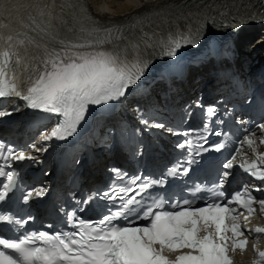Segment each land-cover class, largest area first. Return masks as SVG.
<instances>
[{
    "label": "snow or ice",
    "instance_id": "snow-or-ice-1",
    "mask_svg": "<svg viewBox=\"0 0 264 264\" xmlns=\"http://www.w3.org/2000/svg\"><path fill=\"white\" fill-rule=\"evenodd\" d=\"M66 17L78 26L79 33L90 39L79 42L82 36H76L73 41L71 36L61 35H75L77 31ZM112 32L113 29L102 25L85 4H60L59 0H0V98L19 97L27 101L29 108L63 115L65 122L58 125L51 136L64 139L72 135L84 119L88 105H100L124 96L148 66V61L139 57L129 62L119 53L100 50L105 43L100 34L107 37ZM182 42L193 44L197 41L193 35L182 37V41L172 39L164 54L175 56ZM25 55L36 62L34 68H24L22 59ZM7 114L10 113L0 111V116ZM154 126L164 127L163 124ZM258 128L264 131V123ZM254 137L255 133L246 135L241 143L253 149L256 160L245 161L241 167L256 180L264 182V167H261L264 153L257 152ZM259 143L264 144V138H260ZM178 147L183 148L185 144ZM220 147L223 145L217 150ZM3 148L0 144V149ZM6 151L5 160L34 159L24 151L14 153L10 147ZM224 167L231 168L232 163H226ZM170 174H175V169ZM0 175L4 173L0 171ZM228 175L224 173L225 177ZM7 177L12 180L11 173ZM152 183L162 184L163 181L146 182L140 185L141 191ZM7 188L8 185H4L0 200H4ZM255 191H261V188L257 187ZM43 194V188L36 190L37 196ZM31 195L32 192H28L25 200ZM104 195L107 197L108 194ZM135 203L134 197L128 199L119 211L104 216L95 226L80 221L79 232L33 231L20 239L0 237V264H234L229 252L246 250L248 240L240 239L245 232L264 233V227L242 230L238 223L239 216L244 214L238 208L248 213L244 216L245 221L256 212L254 205H259L260 211L264 212V198L252 195L247 186L223 204L209 203L193 208L191 201L184 200L182 205L188 207L171 205L177 211H153L149 207L138 217L149 221L145 226L111 224L119 217L131 215L135 209L129 205ZM154 207L162 208L163 205L155 202ZM0 221L11 222L12 217L0 215ZM226 221L231 223L226 224ZM229 232L230 237L226 235ZM184 249L189 251L183 252ZM254 251L257 258L252 264H264V251L258 248ZM166 252L177 255L171 260Z\"/></svg>",
    "mask_w": 264,
    "mask_h": 264
},
{
    "label": "bare ground",
    "instance_id": "bare-ground-1",
    "mask_svg": "<svg viewBox=\"0 0 264 264\" xmlns=\"http://www.w3.org/2000/svg\"><path fill=\"white\" fill-rule=\"evenodd\" d=\"M89 8L101 22L120 23L150 12L157 6L178 4L182 0H88ZM252 29H250L251 31ZM250 31L240 34L239 41L250 38ZM238 41V42H239Z\"/></svg>",
    "mask_w": 264,
    "mask_h": 264
}]
</instances>
